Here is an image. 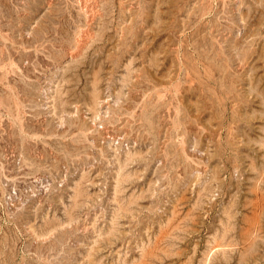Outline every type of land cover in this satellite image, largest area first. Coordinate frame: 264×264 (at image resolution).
<instances>
[{"label":"rangeland","instance_id":"1","mask_svg":"<svg viewBox=\"0 0 264 264\" xmlns=\"http://www.w3.org/2000/svg\"><path fill=\"white\" fill-rule=\"evenodd\" d=\"M0 264H264V0H0Z\"/></svg>","mask_w":264,"mask_h":264}]
</instances>
